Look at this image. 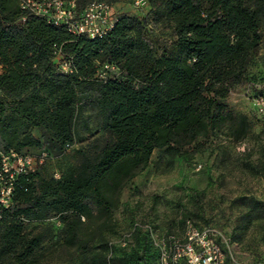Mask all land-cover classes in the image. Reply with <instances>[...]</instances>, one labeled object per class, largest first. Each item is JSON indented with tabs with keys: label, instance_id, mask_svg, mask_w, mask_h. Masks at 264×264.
<instances>
[{
	"label": "trees",
	"instance_id": "16d2710c",
	"mask_svg": "<svg viewBox=\"0 0 264 264\" xmlns=\"http://www.w3.org/2000/svg\"><path fill=\"white\" fill-rule=\"evenodd\" d=\"M74 1L80 12L93 0ZM147 6L145 17L170 31L162 44L149 36L147 18L129 11L116 12L101 36L90 37L20 0H0V189L10 187L8 204L0 202V264H38L41 221L50 217L62 223L64 246L82 250L99 237L105 247L102 230L121 189L155 149L171 159L216 130L234 140L249 132L248 116L223 98L260 55L264 0H147ZM58 50L71 58V72L59 67ZM85 107L100 119L91 142L79 128L81 120L89 129ZM76 140L87 144L61 172L4 166L26 148L53 157ZM140 229L129 233L137 234L140 259L149 264V233L138 236Z\"/></svg>",
	"mask_w": 264,
	"mask_h": 264
},
{
	"label": "rangeland",
	"instance_id": "374dc122",
	"mask_svg": "<svg viewBox=\"0 0 264 264\" xmlns=\"http://www.w3.org/2000/svg\"><path fill=\"white\" fill-rule=\"evenodd\" d=\"M108 3V15L129 11L147 18V0H116ZM147 22L148 34L156 44L169 38L165 26ZM261 97L263 101L260 100ZM229 109L248 116L249 132L232 139L225 129L199 136L186 151L169 159L155 149L150 163L129 178L119 194L108 227L101 239L95 238L85 249L66 247L59 238L62 223L56 217L41 221L45 227L38 264H145L140 256L144 246L130 235L134 222L149 223V264H159L156 242L168 232L181 237L184 220L192 218L220 244L232 264H264V36L260 55L249 65L247 76L235 80L223 98ZM259 101V102H258ZM84 116L89 129L79 128L91 142L99 136L100 119L91 107ZM101 132V131H100ZM35 134L40 137L39 129ZM76 142L58 156L45 157L37 147L26 148L25 156L5 158L6 169L35 168L45 176L61 172L78 159ZM41 159V161H40ZM200 163L199 169L195 164ZM100 218L94 220L100 222ZM36 223V222H34Z\"/></svg>",
	"mask_w": 264,
	"mask_h": 264
},
{
	"label": "built area",
	"instance_id": "2783aa9c",
	"mask_svg": "<svg viewBox=\"0 0 264 264\" xmlns=\"http://www.w3.org/2000/svg\"><path fill=\"white\" fill-rule=\"evenodd\" d=\"M20 3L23 8L45 15L54 23L66 24L74 33L90 37L101 36L114 21V16L108 15V4L103 0L89 2L80 12L76 11L74 0H20ZM55 60L62 70H73L71 58L61 51H56ZM200 167V163L195 164L196 169ZM9 191V186L0 189V202L4 205L8 204ZM134 227L152 229L149 223L134 222ZM156 244L159 264H232L220 244L210 235L209 228L196 225L192 218L184 220L181 237L168 232Z\"/></svg>",
	"mask_w": 264,
	"mask_h": 264
}]
</instances>
